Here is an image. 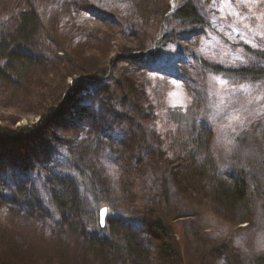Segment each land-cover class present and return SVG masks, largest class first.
<instances>
[{
	"label": "rangeland",
	"instance_id": "obj_1",
	"mask_svg": "<svg viewBox=\"0 0 264 264\" xmlns=\"http://www.w3.org/2000/svg\"><path fill=\"white\" fill-rule=\"evenodd\" d=\"M179 2L0 0L1 33L9 27L1 25L17 8L20 13L37 10L43 26L32 36L36 45L29 44L33 64L27 68L26 87L16 89L9 81L0 80V127L8 131L27 129L24 135L30 138L26 141L35 155L40 145L47 147V142L81 148L85 140H95L88 126L107 127L108 138L98 139L103 148L96 145L106 157L99 155L96 161L102 172L95 179L98 221L106 207L105 227L111 220L127 223L129 229L137 231V237L155 247L158 242L154 234L133 223L140 217V209L151 208L171 218L183 264H253L251 257L264 252V80L212 73L202 67L201 59L225 71L263 70L262 61L249 50L264 52V0H193L207 20L206 26L190 34L177 27L179 37L173 39L175 42L163 41L169 29L162 12L168 3L177 6ZM178 38L184 40L177 42ZM124 89L130 101L123 96ZM69 94L73 99L64 106L63 116L41 127L43 114L64 103ZM136 103L148 112L141 122L148 125L156 141L154 149L158 151L161 146L159 162L153 154L145 156L144 151L145 158H137L145 132H141L142 124L141 135L134 129L138 125ZM191 121L196 122L195 128L206 123L207 137L202 139L216 175L232 174L244 181L241 210L226 209L206 193H193L174 176L169 177L163 162L176 152ZM36 126V134L30 135ZM23 143L1 141L0 160L12 150L23 152L27 149ZM62 153L57 151L54 159L46 152L42 156L44 165L52 160L53 168L58 165L66 174H74L70 166L73 158ZM75 163L79 164L78 160ZM231 168L237 170L232 172ZM15 170L18 172V167ZM42 172L46 178L56 174L47 169ZM29 181L17 187L14 180L9 188L18 192ZM165 182L171 190L168 201L160 197ZM82 196L91 213L93 198ZM0 211L16 233V241L22 240L50 256H57L65 247L69 263L73 262L71 258L79 247L77 239L66 234L69 237L61 240L18 211L7 207ZM240 213L251 220L239 223ZM224 245H229L228 250ZM151 258L152 264L160 263L156 252ZM175 258L170 256L173 262L169 264H179Z\"/></svg>",
	"mask_w": 264,
	"mask_h": 264
},
{
	"label": "trees",
	"instance_id": "obj_2",
	"mask_svg": "<svg viewBox=\"0 0 264 264\" xmlns=\"http://www.w3.org/2000/svg\"><path fill=\"white\" fill-rule=\"evenodd\" d=\"M13 10L9 21H5L1 25L7 24L9 27L3 29L4 33L3 30L2 33L0 30V37L4 34L2 37L4 39L0 38V80L9 81L8 84L17 89L26 87L24 82L28 77L27 68L33 64L29 59L31 57L30 47L37 43L32 39V36L43 26L41 25L40 13L37 10L32 9L29 12L21 13L20 8ZM170 10L171 7L168 3L162 12L163 23L169 29V33L163 37V41L167 42L171 37H179L175 32L177 27L183 28V32L190 34L196 29L206 26L207 20L195 2L193 3V0H181L177 3L174 12L168 15ZM182 40L184 39L178 38L176 41L182 42ZM249 52L255 57H259L264 65V52L260 54L251 50ZM201 64L203 68L212 73L221 74L224 72L243 80H264V69L231 68L225 71V68L208 63L204 59H201ZM8 71L11 72L10 76L7 74ZM75 84H77V80H75ZM122 94H124L125 99L131 100L126 89L123 90ZM72 99L69 94L64 103L57 107L52 106L43 114L41 127L52 122V118L62 117L64 106ZM135 109L138 125L134 129H137L136 131L140 134L141 118L143 114L147 115L148 112H145L137 103ZM195 123V121H191L190 125L185 126L187 131L185 137H182V143L178 144V148L172 157L168 156V160L163 162V165L168 169L169 177L174 176L176 182H179L182 187L192 190L193 193H206L209 198L226 209L241 210L245 198L244 181L232 174L222 175V177L216 175L212 169L213 162L210 151L208 146L204 145V140L207 137L206 131H204L207 130L206 123H200L202 128L199 126L195 128ZM142 125L143 130L141 132H145V135L140 138L137 158H140L141 161L145 158L143 157L144 153L145 156L153 154L159 162L162 159L160 155L161 146L157 147L158 151L154 149L156 141L153 140L154 137H151L148 125ZM37 128L38 126L31 131L30 135L36 134ZM88 128L93 132V139L95 140L93 142L85 140L86 143L84 142L85 144L83 143L81 148L78 147L80 149L69 148L66 143L53 144L54 142H47V147L43 148L40 145L35 155V149L31 148V145L26 141L30 138H25L24 135L28 133L27 129L8 131L0 127V142L9 139L13 145H17L18 142L21 143L22 141L25 147L31 148V150H24L23 152L22 150H12L10 154L1 158L0 210L7 207L11 211H18L17 214L39 222L46 232L59 237V239L61 237V240H63V236L69 237L66 234L71 235L73 239H77L76 243L79 246L77 253L71 258L73 261L71 263H69L70 256L67 255L65 247L60 249L61 253L57 256H50L44 250L42 253L37 252L33 246L24 243L22 240L20 242L15 240L16 233L8 227L0 211V264H152L151 257L155 252L159 256L157 259L158 262L160 261L159 264H169L172 261L168 259L170 256H177L175 261L183 264L180 244L173 237L172 221L167 213H160L151 208H142L137 212L140 217L133 221L140 229H146L147 232L150 231L154 234V240L158 242L155 247H150L145 241L137 237V231L132 228L129 229L127 223L121 224L119 222L118 224V222L111 220L106 227H101L98 221L99 203L96 197L98 186L95 184V179L99 178L102 172L96 161L99 155L103 154L101 153L103 147L100 146L98 139L100 137L105 140L109 134L105 132L107 131L105 126L96 129L91 124ZM97 144L101 148L96 146ZM56 150L61 152V155L64 152L73 158V161L70 159V166L74 174H66L65 170L58 169V165L53 168L54 161L52 160L44 165L42 156H45L46 152H50L56 159ZM111 151L113 149H108V152L111 153ZM141 151H144L143 154ZM14 155L17 156L14 157ZM103 157L106 158L105 154ZM129 159L132 161V156ZM77 160L79 164L75 163ZM133 160L136 161L134 157ZM16 167H18V172L15 170ZM44 169L56 174L46 178L42 172ZM231 170L234 172L237 168H231ZM209 171H212L213 174ZM237 178L240 182L234 180ZM143 179H140L142 183H144ZM14 180L17 187L24 180H31V182L22 185L17 192L9 188L14 184ZM84 194L93 198L94 211L91 213L84 203L82 196ZM170 195L171 190L168 188V183L165 182L160 188V197L168 201ZM239 217V223L251 220L246 213H240ZM224 246V249L228 250L229 245ZM251 258L249 261L253 264H264V252L257 253Z\"/></svg>",
	"mask_w": 264,
	"mask_h": 264
},
{
	"label": "water",
	"instance_id": "obj_3",
	"mask_svg": "<svg viewBox=\"0 0 264 264\" xmlns=\"http://www.w3.org/2000/svg\"><path fill=\"white\" fill-rule=\"evenodd\" d=\"M105 210H106V209H104V210L101 212V224H102V226H104V224H105Z\"/></svg>",
	"mask_w": 264,
	"mask_h": 264
},
{
	"label": "bare ground",
	"instance_id": "obj_4",
	"mask_svg": "<svg viewBox=\"0 0 264 264\" xmlns=\"http://www.w3.org/2000/svg\"><path fill=\"white\" fill-rule=\"evenodd\" d=\"M173 39H174V38L171 37L170 39H168V41H169V42H175V40H173ZM106 128H107V127H106ZM24 150L29 151V150H31V148H27V149H24Z\"/></svg>",
	"mask_w": 264,
	"mask_h": 264
}]
</instances>
